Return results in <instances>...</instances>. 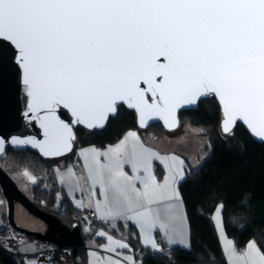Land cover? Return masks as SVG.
I'll return each mask as SVG.
<instances>
[{
  "label": "snow or ice",
  "instance_id": "obj_1",
  "mask_svg": "<svg viewBox=\"0 0 264 264\" xmlns=\"http://www.w3.org/2000/svg\"><path fill=\"white\" fill-rule=\"evenodd\" d=\"M0 39L18 50L28 109L37 113L51 154L70 151L75 139L60 107L70 110L73 124L89 128L102 127L119 102L136 109L141 126L151 116L174 124L177 107L210 93L221 102L225 132L240 120L264 139V0H0ZM128 137L135 143L122 160ZM128 137L102 154L110 164H100L91 150L89 178L108 183L117 208L145 216L183 174L158 180L151 162L167 158L145 148L135 132ZM124 163L132 164L133 176ZM239 258L264 264L255 241ZM107 264L121 262L109 257Z\"/></svg>",
  "mask_w": 264,
  "mask_h": 264
},
{
  "label": "trees",
  "instance_id": "obj_2",
  "mask_svg": "<svg viewBox=\"0 0 264 264\" xmlns=\"http://www.w3.org/2000/svg\"><path fill=\"white\" fill-rule=\"evenodd\" d=\"M180 118L181 125L208 129L206 134L211 148L204 163L192 169L180 184L190 227V247L154 252L144 248L138 235L133 233L129 242L136 259L143 258V264H226L213 218L219 205L223 206L226 234L235 241L237 248L242 249L254 240L264 252V144L253 139L242 124L230 135L222 134V111L214 98L202 101L196 110L182 112ZM130 130L157 138L169 133L161 124L139 129L136 113L121 106L104 130L90 132L77 128L74 150L69 156L44 159L31 149L10 147L0 158V164L3 166V162L10 160L17 168L28 169L36 175L39 180L32 195L35 203L59 216L64 223L73 225L80 223L82 213L63 196L54 178V169L60 160L63 161L60 167L74 163L79 149L105 148L118 142ZM0 264L19 263L0 249ZM78 264H87L85 248L79 253Z\"/></svg>",
  "mask_w": 264,
  "mask_h": 264
},
{
  "label": "crops",
  "instance_id": "obj_3",
  "mask_svg": "<svg viewBox=\"0 0 264 264\" xmlns=\"http://www.w3.org/2000/svg\"><path fill=\"white\" fill-rule=\"evenodd\" d=\"M130 132L137 134L139 142L145 148L151 149L153 152L159 154L160 157L167 158L163 161L154 158L151 162V169L158 180L162 182L163 177L169 175L170 172L176 174L182 172L183 174V179L178 178L177 182L170 185L166 198L159 199L148 205L152 211L146 213L145 216H137L135 212H128L123 208H117L113 199V189L108 183L104 182L102 184L94 175L92 178H89L93 156L91 150H95L96 158L100 164H110L111 161L102 154L109 152V149H114L122 141H125ZM168 135L157 138L148 133L142 134L139 130H130L118 142L105 148L89 146L79 149L74 163L69 166L60 167L63 161H59L58 167L54 169V178L60 189H62L63 196L68 198L72 205L81 211L82 214L90 211L96 213V219L92 225L94 226V235L86 237L84 247L87 254V264H107L109 257L113 260H119L121 264H133L136 257L129 242V237L133 233L138 235L144 248L154 252L167 251L173 247L185 249L190 247V227L180 193V184L195 167L188 157L178 150L177 142L172 141ZM133 143H135V139L128 137L120 151L122 160L126 159L125 154L132 147ZM208 145L206 154H209ZM208 156L205 155L202 162ZM174 157L178 159H173ZM181 161L183 162L182 164ZM123 171L129 176L135 174L130 163L123 164ZM140 174L143 175V172L141 171ZM135 183L137 188L142 187L138 181ZM220 206L217 207L219 212L216 210L213 218L225 253L226 264H229L230 260L232 264H243V260L239 257L240 254H243L247 250L249 243L244 248L238 249L235 241L227 236L224 227L223 207L221 208ZM136 211L144 212V209L138 208ZM117 212H119V215H117ZM146 218L151 219L146 222ZM161 224L164 225L163 228L160 226ZM100 233H105L106 235L101 236ZM108 236H111L113 241L119 240L126 243L128 247L120 248L116 246L108 240ZM228 241H232L233 244L229 245ZM153 242L155 243V247L153 246ZM255 244L260 249L256 241ZM105 246L115 248V251H108ZM233 246L236 255L232 253ZM225 249L228 251L226 252ZM127 257H131V260L126 259Z\"/></svg>",
  "mask_w": 264,
  "mask_h": 264
},
{
  "label": "water",
  "instance_id": "obj_4",
  "mask_svg": "<svg viewBox=\"0 0 264 264\" xmlns=\"http://www.w3.org/2000/svg\"><path fill=\"white\" fill-rule=\"evenodd\" d=\"M18 50L15 46L6 40L0 39V158L5 156L8 148L14 150L31 149L41 155L44 159H61L69 156L74 150V143L77 139L76 129L81 127L90 132L102 131L106 128L109 120L115 118L121 106H124L130 111L136 113L138 127L141 130H146L155 124H161L169 133L177 130L181 126L180 114L185 111L196 110L199 103L207 99H216L222 111V134L230 135L238 124H242L256 141L264 144V139L254 136L247 125L240 120H237L235 125L231 126L230 132L223 130V121L225 119L223 108L219 98L210 93L206 96H201L196 103L188 105L181 104L175 110V123L171 120L168 123L160 116H151L145 120L144 126H141L140 117L136 109L129 108L127 104L119 102L117 104L116 113L109 114L103 126L87 127L85 124L72 123L75 119L69 109L60 107L57 114L61 119L72 127L75 139L71 141V150L65 151L63 154H51L48 142L45 136V130L41 127L39 119L35 116L37 113L30 112L28 109L29 97L27 95L26 85L23 83V69L18 63ZM160 62H164V58H160ZM143 86V85H141ZM26 98V99H25ZM26 101V103H25ZM27 113V115H25ZM38 115H43L40 112ZM20 141H32L31 143H21ZM43 142L38 145L35 142ZM0 187L8 204L7 217L11 226L19 233L25 234L27 237L34 239L39 243H50L60 247H73L74 254L77 256L80 250L84 248L86 243L85 234L82 231L80 223L66 225L62 222L59 216L40 208L34 198L26 196L19 188L17 183L11 178L8 172L0 164ZM20 204L28 213L41 220L46 225V230L43 232L28 230L21 227L15 218L16 204Z\"/></svg>",
  "mask_w": 264,
  "mask_h": 264
},
{
  "label": "rangeland",
  "instance_id": "obj_5",
  "mask_svg": "<svg viewBox=\"0 0 264 264\" xmlns=\"http://www.w3.org/2000/svg\"><path fill=\"white\" fill-rule=\"evenodd\" d=\"M26 103V101H25ZM206 128L201 127H188L181 125L177 130L171 131L168 133V137L172 141L177 142L178 150L181 153H184L194 167L199 168L202 163L203 157L207 152V145L209 143L208 137L206 134ZM181 140V142H180ZM210 153V144L208 145ZM4 169L8 172L11 178L17 183L22 192L32 198L33 188L38 182V177L30 172L28 169H19L10 160L3 162ZM8 213V204L7 200L4 197L2 191H0V214L7 216ZM8 218V217H7ZM16 222L28 230L40 231L43 232L46 230V225L35 216L28 213L20 204H16L15 212ZM63 222V221H62ZM64 223V222H63ZM66 224V223H65ZM69 225V224H66ZM70 226V225H69ZM40 246H38L33 239H30L28 242L22 244L20 247V252L31 253L36 252Z\"/></svg>",
  "mask_w": 264,
  "mask_h": 264
},
{
  "label": "built area",
  "instance_id": "obj_6",
  "mask_svg": "<svg viewBox=\"0 0 264 264\" xmlns=\"http://www.w3.org/2000/svg\"><path fill=\"white\" fill-rule=\"evenodd\" d=\"M95 219L96 213L93 211L80 215V224L84 225L81 227L85 238L94 235V226L92 225ZM29 240V237L23 233H19L11 226L7 216L0 214V249L13 256L19 264H78L79 255L76 256L74 254L73 247H60L50 243H39L34 239L33 241L40 248L36 252L21 253L20 247ZM143 262V258H138L133 264H143Z\"/></svg>",
  "mask_w": 264,
  "mask_h": 264
}]
</instances>
